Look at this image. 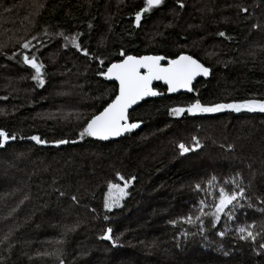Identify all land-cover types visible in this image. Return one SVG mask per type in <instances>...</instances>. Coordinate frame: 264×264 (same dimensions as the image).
I'll return each instance as SVG.
<instances>
[{
  "label": "trees",
  "instance_id": "16d2710c",
  "mask_svg": "<svg viewBox=\"0 0 264 264\" xmlns=\"http://www.w3.org/2000/svg\"><path fill=\"white\" fill-rule=\"evenodd\" d=\"M105 1L91 0L85 7L80 0H46L35 18L30 33L36 39L31 45L41 46L46 53L63 48L58 42L52 46L48 39L52 30L78 34L77 42L88 55L76 48L72 52L80 59L91 57L83 74L86 90L90 87L93 94L91 98L86 97L89 101L85 103L94 108L81 116V127L71 128L64 122L53 121L49 113L36 112L40 103L54 96V88L52 92L49 86L53 85L50 79L54 74L44 70L41 91H45L40 95L31 78L33 70L22 69V62H19L20 67L17 65L22 72L19 79L24 77L30 84L38 106L35 107L33 100L27 104V100L15 99L9 102L16 105L13 109L0 113V129L9 135L15 134V139L0 147V264H264V248L260 247L264 244V215L263 220L256 222L259 229L256 245L239 239L240 234L234 230L226 231L224 213L215 226L208 215L202 217L203 224H189L182 219L200 214L198 198L201 196L194 192L197 184L204 185L215 177L211 185L215 205L221 187L229 194L236 191L227 180L235 173L241 174L239 188L245 187L246 199L242 205L248 206L249 200L250 204L261 200L264 209V177L261 175L264 171V113H226L230 122H243V128L233 130V138L228 134L230 139L227 140H231L229 144L233 148L223 160L210 157L215 154L212 151L215 134L201 136L210 125L200 133L201 126L192 123L191 117L169 114V109L186 108L197 99L208 106L264 99V48L247 58L240 55L243 38L251 33L263 36V39L250 37L251 50L252 45L264 44V0L193 2L199 12H207L212 7L213 18L220 17L215 21L212 41V51L218 54L219 61L212 64L196 51L176 52L173 40L187 39L168 26L162 28L163 35L153 46H148L142 37L144 28L153 19L159 16L162 19L167 7L184 0H162L159 6L141 13L138 23L135 13L142 8L141 2L118 6L108 28L101 18ZM241 8L246 11L242 12ZM251 10L261 13L255 17ZM7 19L0 18V25ZM249 21L253 25H249ZM4 30L8 36L13 33ZM221 32L223 36L219 35ZM100 34L104 36L103 46L96 45ZM121 52L136 56L156 54L165 57V62L187 53L210 68L211 75L198 80L191 94L163 95L144 101L129 115L130 121L142 123L141 128L126 132L119 140L98 142L89 136H79L81 139L77 140L75 128H81V132L86 121L116 94V85L107 82L100 73L110 63L120 60ZM92 58L98 59L92 61ZM17 63L9 64L13 67ZM154 87L165 92L159 83ZM10 98H0V102H8ZM35 114L49 116L45 118L48 121L39 120L43 125L37 127ZM201 117L206 120L212 115ZM238 132L249 142L244 138L235 139ZM193 133L198 138L195 142ZM33 135L46 143L37 144L30 139ZM58 140L67 142L56 144ZM239 141L245 142L240 144ZM181 143L190 150L181 154L177 147ZM197 143L198 149L193 147ZM161 144L166 146L157 147ZM79 148H84L88 156H81ZM58 160H63L69 168L63 166L57 172ZM250 170L256 171V178L246 182L243 177ZM114 172L125 179H134L119 206L108 210L104 207L108 183H124L117 180ZM62 202L67 205L63 214L59 213L63 209ZM248 210L251 209L241 208L246 221L254 218ZM204 212L211 213L206 207ZM107 229L112 230L110 240L101 238ZM218 232L225 235L218 236Z\"/></svg>",
  "mask_w": 264,
  "mask_h": 264
},
{
  "label": "rangeland",
  "instance_id": "374dc122",
  "mask_svg": "<svg viewBox=\"0 0 264 264\" xmlns=\"http://www.w3.org/2000/svg\"><path fill=\"white\" fill-rule=\"evenodd\" d=\"M45 1L46 0H0V14H1L0 18L1 19L8 18L7 21H2L0 25V28L2 29V31L0 32V62H1L0 98L6 99L7 97H11L8 102H0V113H4L6 109H13V107H15L16 105L10 104L9 102H13L15 99H19L20 101H22L23 99L27 100V104L32 103L33 100V104L36 105L35 107L38 106V104H36L37 102L35 103L34 101V96L32 94L33 90L29 89L30 84L27 83L23 75H22L23 79H19V76L21 75L20 73H22L21 69H19L20 67L19 62L20 63L22 62L21 65L22 69H25L26 67L29 70H33L31 67L23 63L22 56L28 55L30 59L32 57H35L36 61L43 65V68L41 70L42 74L44 70H47V72L49 71L50 75L54 74V76L50 79L53 82V85L51 84L49 85L51 86L50 88L52 92L54 88V96L51 99H48L47 102L40 103L38 108H36L37 109L36 112L39 111V113L41 112L49 113L51 115V118L53 117L52 118L53 121L55 120L57 122L58 121L64 122L70 128L76 126L81 127L80 123L81 120L83 119V117L81 116H83L84 113H89L91 111V107L94 108L93 105L89 107L85 103L89 101L86 99V97L91 98L93 94L91 93L90 87L86 90V82L83 74L85 67L89 64L88 59L91 60L90 59L91 57H87V59H84V57H86L84 56L83 58L80 59V57H77L72 52L75 51V48L72 47L70 43H66V41L64 40V36H68V37H71L73 35L78 36L77 33L62 34L60 32H57L56 30L54 31L52 30V32H50L48 36V39L50 40V42H52V46L57 42L61 45V47L63 46L62 48L63 50L61 49L58 52L49 51L48 53H46L41 46H38L36 48L35 46L31 45L32 40L34 39L35 41L36 38H32L30 32L33 28L34 21L36 20L35 18L41 11V8ZM80 1L83 4H85V7H88L89 2L91 0H80ZM194 1L195 0H184L177 5H173V6L171 5L167 7L165 17L161 19L162 16H159L153 19V22L144 28L142 37L144 41L148 44V46H153L154 43L158 39H160V37L163 35L162 28L168 26L174 29L180 36L187 39V40L179 41L177 37L175 40H173L172 44L176 52L184 51V50H193L196 51L201 57L205 58L207 62L212 64V61H219L218 54L214 50L212 51V47H213L212 41L214 39L215 36L214 31L216 29L214 24L215 21L220 17L213 18L212 7L208 9L207 12H202V13L199 12L195 7V5H193ZM138 2H141L142 7L144 6L142 0L105 1L101 7L103 8L101 12L102 22L105 23V25L108 28L109 25L111 24L112 14L114 13V10L118 6L123 7L126 5H130V3L135 4ZM181 5H183V7H181ZM2 11H4V13H2ZM251 11L254 13L255 17L261 13L260 10L258 11L251 10ZM249 25H253V22L249 21ZM4 29L12 30L13 33L8 36L6 30ZM252 35L263 39V36H259L258 34L254 35L253 33H251L250 36H245L243 38V44L240 51V55L244 58H247L250 55H255L257 51L262 50L264 48V44L262 46L252 45L253 47L251 50L250 37ZM257 40L260 39H254V41L256 42ZM25 42L29 44V47L27 49H22L20 46ZM103 42H104V36L101 34L98 35L96 45L103 46ZM5 51H8L7 57L5 55ZM42 53L44 54L42 55ZM61 55L64 57L61 58ZM97 59L98 58H92V61H97ZM16 61H18L16 66L13 67L10 66L9 63L13 64V62L15 63ZM33 74H35L34 70H33ZM34 83H35L36 93L39 91L41 95L45 91V90L43 92L41 91V88L44 86H38L37 81H34ZM101 90L102 89L100 88L98 92H101ZM39 96L37 95V97ZM227 112L231 114L236 111H232L230 109H224L213 113L189 114L188 112H184L177 117H181V116L191 117L190 119L192 123L201 126L200 133L203 130L205 131L210 125L206 131L207 133L204 132L203 135L201 133V136L204 137L208 135V133L215 134L216 138L212 137V151H214L215 154L214 156H212L211 154L210 157L212 159H217V158L220 159L221 157V160H223L227 158L228 151L231 148H233L229 144L231 140H227V138L229 139L230 137L233 138L232 136L233 130L243 128L241 127L243 122L240 121L230 122V118L225 116L227 115L226 114ZM239 112L250 113L249 111L246 110H241ZM201 115H207V117H210L212 115V118L205 120V118H202ZM37 116H39V118H37ZM46 116L47 115L43 116V115L35 114L36 119H34V121L36 122L37 127H41L43 125L42 122H40L39 120H46L45 119ZM187 121L190 122L189 120ZM80 129L81 128L77 130L75 128L76 133H78L77 140L81 139L79 137ZM239 133L241 132L236 133L237 135L234 134L235 139L240 140L241 138L242 139L246 138ZM228 134L230 135V137L228 136ZM167 135L169 138L172 137L170 134ZM193 135L195 137L194 133ZM197 140L198 138H196L195 140L193 139V142ZM245 141L249 142V140L247 139H245ZM245 141H239V143L242 144ZM160 146H166V144H161L158 145L157 147ZM193 147L196 149L199 148L196 146V144H194ZM238 150H239L238 152H240V149ZM78 151L80 152L81 156L87 155L85 153L86 151L84 148H81ZM158 152L160 151L158 150ZM62 155H66V153H63ZM61 156L58 157V159H61ZM26 162L27 161H25L24 163ZM56 163L59 166L57 172L60 171V169L63 168V166H65L67 169L69 168L67 167L68 164L65 163L63 160H58L56 161ZM116 174L117 172L113 173V175ZM256 174L257 173L255 170L254 171L250 170L248 171L247 174H245L246 176H244L243 179L246 182H249L250 180H255ZM261 175L264 177V171L261 173ZM240 177H241L240 173H235L232 174L231 177L227 179L231 184L234 185V189H236V191H239L238 189L240 185L238 184L241 182L239 181L241 180ZM210 180L205 181L204 185H201L200 183L197 184L200 185V187L197 188L196 185L194 192H197L199 196H201V198L198 199L200 202L201 201L204 202V207L209 208L210 212H212L214 211L213 208L214 200L212 199V194H211L212 183L209 184ZM194 194L195 193H193V197ZM245 199L246 198L244 197L240 199L238 203L236 201L233 202V205L235 206L229 205L231 207L229 210H226L227 208L225 209L222 220L225 222L226 231L234 230L235 233H237L236 231L237 228L247 227L251 225V228L249 230L253 232L255 239H245V240H248L251 244L256 245V243L258 242L257 236L259 230L256 228V222L258 220L260 221L261 219L263 220L262 216L264 215L263 212L264 209L262 207L261 200L260 201L256 200L257 204L255 203L250 204V200H249V202L247 203L248 206L246 204L242 205V202L245 201ZM62 203H64L62 205L63 209L60 210L59 213L63 214L66 213L67 205L65 204L66 202H62ZM243 207H247L248 209H251L248 211L252 212L254 218L250 219V221L244 220L246 215L244 211H241V208ZM240 214L242 215L241 220H239ZM208 216H209L208 219L212 223V217L210 215ZM229 217H231V219H229ZM59 225H60L59 227H62V223H60ZM49 259L51 260V258Z\"/></svg>",
  "mask_w": 264,
  "mask_h": 264
},
{
  "label": "snow or ice",
  "instance_id": "6c2138e0",
  "mask_svg": "<svg viewBox=\"0 0 264 264\" xmlns=\"http://www.w3.org/2000/svg\"><path fill=\"white\" fill-rule=\"evenodd\" d=\"M161 3L162 0H144V6L135 13L136 22L138 23L141 20V13L148 12ZM181 7H183V5H181ZM241 11H246V9L241 8ZM253 27H255V25ZM219 35L223 36L224 33L221 32ZM64 40L66 43H70L72 47L76 48L77 51H83L84 55H88L86 50L81 49V45L77 42L76 35L71 37L64 36ZM20 47L22 49H27L29 44L25 42L21 44ZM120 55L123 59L118 63H110L107 66V70L100 73V75H103L106 79H114L118 82V91L115 94V98L107 103L102 111H99L98 114H93L91 118L86 121L80 132L81 137L89 136L106 140L109 137L120 136L124 132H129L137 128V123H129L128 110L143 97L155 96L158 94L151 87L152 81H164V83L167 84L169 93L176 92L178 89H186L188 92H192L193 88L191 85L194 78L199 75L207 76L210 71L209 68L198 62L191 55L181 54L175 59H169L166 65L161 63V61L165 59V57L162 56L136 57L125 55L123 52H121ZM22 59L23 63L30 66L35 72L31 77L32 80L37 81L38 86H42L44 84L41 72L43 65L38 63L35 57L30 59L28 55H23ZM224 109H230L236 112L246 110L249 112L259 111L264 113V99H248L241 102L215 104L211 106L203 105L197 99L188 104L186 108L175 107L169 109V114L179 116L184 112H188L189 114L213 113ZM10 139H15V134L9 135L4 129H0V147H3ZM30 139L37 144L46 143V141L35 135L31 136ZM193 139L195 140L196 138L193 137ZM66 142L67 141L64 140L55 141L56 144H63ZM196 146L199 147V144L197 143ZM177 147L180 149L181 154L190 150L183 143L179 144ZM133 179L134 177L125 179L117 173V180L124 181L123 185L112 182L108 183V192L105 194L104 199V207L106 209L111 210L113 207L119 206L120 201L127 196L128 193L126 189ZM213 180H215V177L209 181V184H211ZM199 187L200 185H197V188ZM244 195L245 189L243 187H240L239 191H232L230 194L221 187L219 189V197L214 205V211L205 213L204 202L201 201L199 215L195 218L190 215L182 219L185 223L189 224L196 222L203 224L202 217L210 215L212 217V224L215 226L216 222L220 219V214L224 213L229 205H233L234 201L238 203V198L242 199ZM73 199H75V197H73ZM229 219H231V217H229ZM173 223H175V221ZM250 228L251 225L237 228L236 231L240 234L239 239H255L253 232L249 230ZM200 230L203 231V228ZM111 231V229H107L101 238L110 240ZM217 235L223 237L225 233L218 232ZM260 247L264 248V244H261Z\"/></svg>",
  "mask_w": 264,
  "mask_h": 264
},
{
  "label": "water",
  "instance_id": "95a60500",
  "mask_svg": "<svg viewBox=\"0 0 264 264\" xmlns=\"http://www.w3.org/2000/svg\"><path fill=\"white\" fill-rule=\"evenodd\" d=\"M181 54H185V55H190V54H187V53H181ZM181 54H179V55H181ZM131 55V54H130ZM179 55H177V56H179ZM132 56H136V55H132ZM140 56H160V55H156V54H142V55H139V56H136V57H140ZM177 56H175L173 59H175ZM192 56V55H191ZM194 59H196L194 56H192ZM121 59H123V57L121 58ZM120 59V60H121ZM120 60H118V61H114V62H112V63H118ZM198 62H200L198 59H196ZM161 63L162 64H164V65H166L167 64V62H165L164 60H162L161 61ZM201 63V62H200ZM202 64V63H201ZM204 65V64H203ZM28 66V65H27ZM205 66V65H204ZM30 67V66H29ZM205 67H207V66H205ZM208 68V67H207ZM107 70V67H106V69H105V71ZM209 70H210V68H209ZM210 75H211V70L209 71V74L207 75V76H203V75H199V76H197L196 78H194V80H193V82H192V85H191V87L193 88L194 87V84L198 81V80H200V79H208L209 77H210ZM103 76V75H102ZM103 78L107 81V82H109V83H114L115 85H116V92L118 91V82H116L114 79H106L104 76H103ZM157 83H159L164 89H165V92L164 93H162V92H159L154 86L157 84ZM151 87L153 88V90L155 91V92H157L158 94L157 95H155V96H147V97H143L141 100H139V101H137V103L136 104H134V105H132L130 108H129V110H128V116L130 115V113L134 110V109H136L139 105H141L144 101H146L147 99H151V98H157V97H162L163 95H166V96H171V95H178V94H191L192 92H188L186 89H178L176 92H172V93H169L168 92V90H167V84H165L164 83V81H152V84H151ZM115 98V95H114V97L112 98V99H114ZM111 102V101H110ZM103 110V109H102ZM101 110V111H102ZM98 114V113H97ZM129 123H137L138 124V127L137 128H135V129H133V130H131V131H137L138 129H140L141 128V126H142V123L141 122H134V121H130V118H129ZM130 132V131H129ZM126 132H124V133H122L120 136H116V137H109L108 139H106V140H101V139H98V138H96V137H91L94 141H98V142H110V141H116V140H119L120 138H122L123 136H124V134H125ZM11 140V139H10ZM10 140H8L7 142H6V144L10 141Z\"/></svg>",
  "mask_w": 264,
  "mask_h": 264
}]
</instances>
